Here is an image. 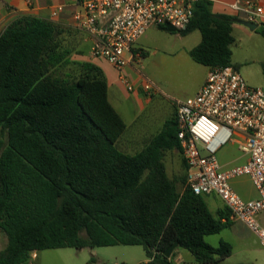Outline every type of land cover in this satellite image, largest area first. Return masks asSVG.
<instances>
[{
	"label": "trees",
	"instance_id": "1",
	"mask_svg": "<svg viewBox=\"0 0 264 264\" xmlns=\"http://www.w3.org/2000/svg\"><path fill=\"white\" fill-rule=\"evenodd\" d=\"M234 21L198 1L180 31L201 33L193 60L233 66ZM71 33L80 31L23 16L0 35V230L7 238L0 264H30L31 253L43 250L117 245L142 246L152 264H175L163 254L175 242L200 264H220L232 245L205 238L231 226L230 211H210L206 195L187 185L184 160L185 172L168 176L165 153L180 150L175 115L141 151H121L126 123L109 101L103 70L72 58Z\"/></svg>",
	"mask_w": 264,
	"mask_h": 264
},
{
	"label": "built area",
	"instance_id": "2",
	"mask_svg": "<svg viewBox=\"0 0 264 264\" xmlns=\"http://www.w3.org/2000/svg\"><path fill=\"white\" fill-rule=\"evenodd\" d=\"M75 1L81 7L74 15L75 28L92 37V55L122 71L131 63L140 64L142 56L132 47L149 28L186 30L200 0ZM232 8L257 25L264 17V3L247 0ZM120 80L128 91L134 90L127 77L120 75ZM142 88L148 96L160 91L148 78ZM173 104L187 185L197 195H217L229 209L230 219L243 222L264 247V227L258 221L264 211V88L249 86L233 66L214 67L195 96L176 99ZM231 141L247 161L224 169L217 153ZM241 176L251 179L257 199L244 200L233 190L231 180ZM149 259L152 262L154 257Z\"/></svg>",
	"mask_w": 264,
	"mask_h": 264
},
{
	"label": "crops",
	"instance_id": "3",
	"mask_svg": "<svg viewBox=\"0 0 264 264\" xmlns=\"http://www.w3.org/2000/svg\"><path fill=\"white\" fill-rule=\"evenodd\" d=\"M210 1L212 2L213 13L231 15L236 18V21L232 24L233 37L236 32L245 35H258L264 37V35L260 33V30L264 28V17L260 20L258 27L252 31L239 22L240 20L245 21L244 14L238 13L232 8V5H243L247 0ZM251 1L258 4L264 3V0ZM80 10L81 7L75 0H0V35L12 22L23 16H37L61 27L75 28L74 15ZM176 31L177 32H170L155 26L149 28L132 47L134 53L142 56L140 64L131 63L122 71H118L107 60H104V58L94 57L91 53L92 37L80 31V33H84L87 36L84 37L85 40L80 46L82 50L79 51L82 54L84 53V55L82 58L78 57L77 60L94 63L103 70L108 83L109 101L126 123V130L120 140L126 137V149H134V152L120 149L127 154H135L141 151L155 135L162 131L165 124L174 118V100L195 96L206 82L210 68L197 63L190 56V50L201 41L200 31L194 30L186 35L181 34L178 30ZM197 32L200 34L199 36ZM193 36L197 41L192 45L189 43L190 38ZM148 58H153L152 66L155 80L152 81H154L160 89L158 93L152 96H148L142 88L145 78L151 80V78L145 74L142 65L143 61ZM236 68L239 71V68ZM120 75H124L129 79L134 86L133 91L127 90L120 80ZM169 151L171 150L166 151L164 156L166 171L170 178H178L185 172V169L177 168L175 164L174 169H172L174 173L173 171L171 172L165 159ZM178 153L183 162L180 150H178ZM217 157L224 169L232 166H239L247 161V156L239 151L234 141L223 145L219 149ZM231 186L244 200H254L258 198V192L248 176L232 179ZM208 196L211 198H207L206 195L204 199L212 213L216 214L218 210L225 207L224 202L217 195L211 194ZM231 221V226L224 229L230 232L228 237H220L219 243L221 241L229 242L233 247V252L231 256L220 261V264H256L253 261H231L232 258L236 256L237 248L235 245H237L238 248L248 246V243L244 240V236L238 229L240 224L244 227H246V225L237 220ZM63 249L64 248L50 250H53L55 252V257H58L60 253L64 252ZM77 250H79V252L88 250L86 251L87 253L84 257L83 264H103L104 259L98 251L99 248L86 247ZM39 252L35 253L36 256L32 258V260L40 258ZM143 252L141 253L138 251L137 255L126 259L125 263L152 264L146 252ZM45 257L49 259V263L46 262V264H72L64 260L61 256L63 262L58 259L51 260V255ZM90 260L93 261L90 262ZM172 261L175 264H182L184 262H188L189 264H200L196 262L192 254L185 249L175 250L172 254Z\"/></svg>",
	"mask_w": 264,
	"mask_h": 264
},
{
	"label": "rangeland",
	"instance_id": "4",
	"mask_svg": "<svg viewBox=\"0 0 264 264\" xmlns=\"http://www.w3.org/2000/svg\"><path fill=\"white\" fill-rule=\"evenodd\" d=\"M179 33V32H178ZM194 35V34H193ZM197 35L199 36L200 34ZM84 33H71L67 35V41H69L75 50V54L72 55L73 59L82 58L84 53L79 51L81 44L85 40ZM197 41L196 38L191 37L189 44H194ZM232 64L236 68H239V74L244 79V81L253 88H264V37L258 35H245L243 33L236 32L234 35V43L232 44ZM103 59V58H102ZM105 60V59H104ZM153 58H148L143 61V70L151 80H155L153 75ZM237 69V68H236ZM135 127V126H134ZM127 141L126 137H123L118 142V148L121 150L133 151L134 149H126L125 142ZM134 152V151H133ZM137 152V151H136ZM166 161L171 169V172L176 167L182 169L183 162L179 156L178 150H171L166 154ZM174 173V171H173ZM207 198H211L207 195ZM258 221L261 226L264 227V211L261 212L258 216ZM238 227V226H237ZM240 233L244 236L245 242L248 246L236 248V256L232 258L231 261L241 262V261H253L256 264H264V247L261 244L259 237L247 226H239L238 228ZM228 230H224L220 234L206 236V241L213 246H217L219 243L220 237L227 238L229 235ZM6 235L0 230V250H2L6 245ZM64 252L59 255L72 264H83L84 257L86 256V251L79 252L75 248H64ZM100 255L104 259L103 264H126L125 260L129 259L132 256L137 255L138 251H145L142 246H127V245H117L109 247H99ZM57 253V252H56ZM144 253V252H143ZM39 257L31 260V264H46L49 263V259L45 256L51 255V260L58 259L61 260L60 256L55 257V252L53 250H43L39 252ZM58 255V254H57ZM182 264H189L184 262Z\"/></svg>",
	"mask_w": 264,
	"mask_h": 264
},
{
	"label": "water",
	"instance_id": "5",
	"mask_svg": "<svg viewBox=\"0 0 264 264\" xmlns=\"http://www.w3.org/2000/svg\"><path fill=\"white\" fill-rule=\"evenodd\" d=\"M241 24H243L244 26L248 27L250 30H255L258 25L257 24H254V23H251V22H248V21H244V20H240L239 21ZM178 247V242H175L173 243L172 245H170L169 247H167L163 254L165 257L167 258H171L173 252L175 251V249Z\"/></svg>",
	"mask_w": 264,
	"mask_h": 264
}]
</instances>
